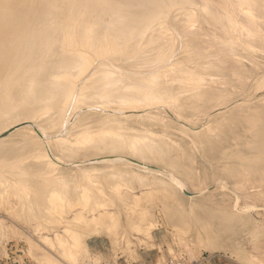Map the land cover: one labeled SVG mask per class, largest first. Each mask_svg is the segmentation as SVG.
Returning <instances> with one entry per match:
<instances>
[{
  "label": "bare ground",
  "instance_id": "obj_1",
  "mask_svg": "<svg viewBox=\"0 0 264 264\" xmlns=\"http://www.w3.org/2000/svg\"><path fill=\"white\" fill-rule=\"evenodd\" d=\"M256 52L264 53V0H0V196L10 202L13 222L0 216V243L7 230L22 232L15 223L31 224L39 238L26 240L31 252L43 251L40 261L79 264L91 251L88 238L106 234L117 245L126 236L119 233L122 209L136 238L154 237L162 225L151 208L157 201L175 203L163 207L165 223L187 232L207 195H199L204 187L190 189L196 167L184 161L196 150L188 144L211 150L206 145L218 140L213 135L226 119L242 123V111H234L240 104L225 99L236 90L231 80L251 70L243 57ZM251 103L244 112L258 109ZM226 107L230 113L218 110ZM214 109L222 117L207 131L187 126L199 111L207 122ZM256 113L250 123L259 124L250 133L257 138L245 141L264 151L263 104ZM172 129L182 136H171ZM23 211H30L26 219ZM172 216L177 221L170 223ZM208 221L198 224L204 233L196 243L214 249L218 237ZM247 258L246 264H264L258 255Z\"/></svg>",
  "mask_w": 264,
  "mask_h": 264
},
{
  "label": "rangeland",
  "instance_id": "obj_2",
  "mask_svg": "<svg viewBox=\"0 0 264 264\" xmlns=\"http://www.w3.org/2000/svg\"><path fill=\"white\" fill-rule=\"evenodd\" d=\"M235 48H237V47H234V49ZM255 60H256V62H255ZM243 61L246 63V65H247L246 67H248L247 69L249 70L251 68V70L249 72H247V76L245 75L246 73L243 74L242 76L241 75L240 76L248 82H246L240 76H238L240 78H237L234 81L231 80V82H233L234 84L230 83L232 85V86H229L230 90L231 89H233V90L239 89V90H237L238 91L237 94H236V92H237L236 90L234 93H230V95L227 96L229 98H227L225 100H227V102L233 103L232 106L236 105L235 101H236V103L240 104L239 107H238V105L236 106L238 108H234L235 109L234 111L237 110V113L239 112L238 114H241V111H242L241 115L244 117L241 118L240 122H242V123L246 122V123L245 124L243 123V125H242V123L239 124V122H237L236 123L237 125L234 123V125H235L234 126L233 123H229V121L226 119V121H224L221 124L220 128H218L217 131L213 135V138L218 139V140H215L213 143H211V144L208 143L206 145L208 148H211V150H208V151L205 150L204 145H202L203 147L200 145V147L195 149V148L190 147V145L192 143L188 144L190 149L196 150V151L189 150V152L191 153V156H193V157L190 158L192 160H190L189 158H187V159L190 160V162L193 161L192 164L190 162H188L187 159H186L187 161L186 160L184 161L185 164L187 162L188 165L190 164V165H193V167H196V168H194L195 169L194 177L190 181V184H191V185H189V186H191L190 189L195 190L198 187H204L205 188L204 192L202 194L199 193V195H203L204 193H206L207 195H205L206 198L202 199L203 201L201 200L202 202H204L203 206H199L198 210L196 212L190 214V217H191V221H190L191 223L190 224L191 225L189 224L190 227L188 226L187 232H184V234L183 233H177L171 225L165 223V217H164L165 214L163 215V213H164L163 207H165V208H171L172 207L173 208V206L175 205V203L173 201L172 202L166 201V203H165L166 205L164 204L163 207H162L160 201H157L151 205V208L153 206L152 209L155 213V215H154L155 219H157V221L159 223L161 222L162 225H160V227L158 229L153 231L154 237H152L150 239H146V241H144V242L140 241L138 238H136L137 236H139L138 234H134L132 232V230L130 231V229H128L127 222H126V220H127L126 211H124L122 209L123 211L121 210V212L119 213L121 220H122V226H120V228H119V233H121V235H122L123 232H125L126 236L119 237L117 245L115 243H113L112 238L109 235L107 236L106 234H100L98 236H93V237L88 238V244H90L91 251L89 253H82L79 256V259H78L79 264H132V263L133 264H155L157 262H163L169 256H171L175 253H179V252L186 253V254L189 253L195 257L200 256V255L210 256V254H213V255H211L212 257H210V264H246L247 263L246 260H248L247 257H249L252 254H255V255L260 256L261 258H264V154H263L264 151L261 150L262 153L258 149L256 151L254 148H251L252 145H249L252 141L251 142H250V140H248V142L245 141L249 137H250L249 139H251V140H256L257 137H254V134L252 136V134H251L252 132L250 133V131H253V133H254L255 129L250 127V125L251 126L255 125L257 127V124H259V122L258 123L256 122L252 125L251 123H253V122H251V121H252V119H255L253 117L257 116L256 110H259V108H261L262 104L264 106V103H263L264 102V100H263L264 99L263 98L264 97V94H263L264 93V83L261 84L260 82H258L260 80V78L262 76H264V53L256 52L251 56V59L248 58L247 56H245V57H243ZM257 62H258V64L255 65V63H257ZM260 63H262L261 66H263V67H259ZM253 65H255V66H253ZM232 67H230V68H232ZM260 68H261V70H259ZM254 69H256V70L254 71ZM257 69L259 71H257ZM252 71H253V73L250 74V72H252ZM254 72L256 74H254ZM228 73L229 74L231 73L230 74L231 76L228 74H227V76L229 78L231 77V79H232L233 78L232 72L229 71ZM248 73H249V75H248ZM259 73H260V75H259ZM256 75H258V76H256ZM216 78H217V80H216L217 84L220 83L222 76L219 74V76L218 77L216 76ZM218 78H221V79H218ZM263 80L264 79L262 78V80H260V81L263 82ZM214 81H211V83H216ZM237 82H239L240 85L237 84ZM245 83H247V84H245ZM259 83L261 84V86L263 85L262 86L263 88H261ZM241 84L243 86L248 85L244 91H241V89L244 88V87L241 88L242 87ZM236 85H238V86H236ZM258 86H260V87H258ZM231 87H233V88H231ZM236 87H239V88H236ZM247 88L248 89L250 88L249 91L247 90ZM257 88L261 89V90H258ZM250 91H251L252 95L251 94L248 95ZM231 96H232V98H231ZM234 97H236L237 99ZM253 97H254V99H253ZM244 98L246 99V101L244 100ZM248 98L250 99V101L252 103L249 101ZM258 98H259V100H258ZM255 99L257 102L254 101ZM240 100H242V101H240ZM247 100H248V102H247ZM259 101L262 103H260ZM253 102H254V104H253ZM249 103H251V105H250L251 107L253 106L252 109L253 108H258V109H256V110L253 109L254 112L253 111L251 112L250 111L251 108L247 107V112H244L243 111L245 108L244 105L249 106L248 105ZM256 103L258 105L257 107H255ZM258 103H260L261 105L259 106ZM217 107H219V106H217ZM217 107H215V108H217ZM226 108L228 109V107H226ZM226 108L218 109V110H220V112L223 111V113H225L226 111H228L230 113V110L229 109L227 110ZM240 108L241 109L243 108V109L241 110ZM238 109H240V111ZM214 110H212V113L213 114L215 113L213 116H215L216 119L213 118V116H211L209 118L210 120L207 121V122H209L208 124L205 120V119H207V114L206 113L204 114V111H202V112L199 111V113H197L199 116L195 115L194 116L195 121L193 120L192 122L187 123V126L195 125V126H191V127L192 128L195 127L196 129H202L201 132L203 133L204 130L209 129L211 126H213L212 124L216 123L217 120L218 119L220 120L222 117V116L220 117L221 113H219V111L217 109L215 111ZM245 110H246V108H245ZM186 112H185V114L188 115L192 111H190V113H186ZM250 112L253 113V115ZM243 113H244V115H243ZM164 114H166V112ZM192 114L193 113H191L190 115H192ZM247 114H249V116ZM263 114H262L263 117L262 116H259V117L264 118ZM190 115H188V116H190ZM196 118H198L197 120L199 122H201V120L204 121V122L202 121L203 123L201 122L202 126L205 125L204 127H208V126L209 127L208 128H204V127L202 128L200 123L198 121L196 122ZM200 118H204V119H200ZM257 118H258V116H257ZM169 119L171 120V118H169ZM250 119H251V121H250ZM245 120H247V121H245ZM214 121H216V122H214ZM25 124H28V123H23V125H25ZM231 124H232V126H231ZM20 126H18V127H20ZM248 126H249V128H248ZM255 126H254V128H255ZM18 127H16V128H18ZM226 127H228V129ZM245 127L248 128L249 130H247ZM16 128H12V130L8 131L7 133L13 132ZM229 128L231 129L230 131H228ZM241 128H242V130H241ZM240 130H241V132H240ZM171 131L172 132L175 131V132H173L174 135L172 133H171L172 135L170 134L171 136H174L176 138H179V136H182V134L179 132V130L176 131V129H172ZM223 132L228 135L227 136L225 134L227 137H229V138L225 137L227 141L224 140V138L221 139V137L225 136ZM176 133H178V134H176ZM235 134H239V135L243 134L242 135L243 137L241 136V138H238L239 137V135H238L237 136L238 139H236ZM221 135H224V136H221ZM244 135H246V137ZM253 138H255V139H253ZM188 139L190 140L191 138L187 137V141H189ZM225 141H226V144L229 141L228 145L230 147L234 146L236 148H234V147L230 148V147H227V145L224 146ZM190 142H191V140H190ZM185 143H184V146H186ZM237 143H238V145H237ZM247 144L249 145V147L247 146ZM219 145L221 148L219 147ZM243 145H246V146L244 147ZM222 146L224 147V149H225V147H227V148L225 150H223ZM237 146H239V148H238L239 150L237 149ZM242 147H244V148L247 147V152L245 151L246 149H244ZM253 147H254V143H253ZM217 148L218 149L220 148L219 152L215 151V150H217ZM248 148H249V150H248ZM203 149L205 150L204 152H203ZM235 149L239 152H243V154L240 155V158L243 160H241L235 156V154H237V151ZM221 150H223L222 153H221ZM23 151H25V150H23ZM187 151L188 150H186V152ZM196 152H197V155H195ZM228 153L232 156V158H230V155H227ZM259 153H261V155ZM221 154H223V155H221ZM203 155H204V157H203ZM224 155H225L226 159L224 158ZM246 155H248V156H246ZM194 156H197L196 158L198 160L193 159V158H195ZM208 157L211 158V160ZM212 159H214L215 161H213ZM207 160H210V161L207 162ZM226 160H228V161L226 162ZM210 162L211 163L214 162L213 163L214 165L211 164ZM232 163L234 165V168H231L227 171L225 166H231ZM156 164H158L160 166L164 165V163L162 161H160ZM209 165H210V167H209ZM242 165H244V166H242ZM243 167L245 169H243ZM248 167H250L251 169H249ZM246 168H248L250 171L247 170ZM194 169H193V171H194ZM208 169H209V171H208ZM206 172L208 174H206ZM235 172L238 174L234 175V174H236ZM214 174L216 176H214ZM218 180H220V181H218ZM223 185H225V187H223ZM210 193H213V194L211 195ZM239 194H240V196H239ZM237 195L240 197V199L236 205ZM2 198L3 197L0 196V216L4 219V221H7L8 224H11L13 222H12L10 214H9L10 212H8V210L5 208V205L9 204L10 202L9 203H7V202L3 203ZM222 198H223V200H222ZM186 200H188V199H186ZM186 200L184 202V205L187 204L185 206H189L191 204V202H190V200H188V201H186ZM9 201L13 202L15 200H9ZM216 203H218V205ZM248 205L250 206V208H248ZM118 206H120V204ZM252 206H254V208ZM15 208H14V210H15ZM161 208H162V210H161ZM242 209H244V210H242ZM218 211H219V213H218ZM29 212L30 211H23L22 214H24V218H22V219H26L29 216ZM172 218L167 217L168 222H169V220H170V223L172 220H173L172 222L177 221V219H175L176 217L172 216ZM230 220H232L231 221V222H233L232 224H231ZM234 220H236V221H234ZM205 221H208L210 223V225L212 226V230L214 231V233L218 237L217 242H216V247L214 249L211 247H206L202 244L196 243V240L198 239L199 235L200 234L203 235V233H204V230H202L203 228L199 227L198 224L201 222H205ZM225 222H227V223H225ZM15 224H18V226L20 227L22 232H15V231L7 230V236H6V240L4 241V244L2 245L0 243V264H44L37 257V255H41V253L43 252L42 250H34L33 252H31L29 250L30 246H29L28 241L26 240V235L27 234H28V236L32 235L36 240H38V238H39L37 235H35L33 233V228L32 227L30 228L31 224L26 225V224L21 223V222L15 223ZM23 230H24V232H23ZM125 230H127V231H125ZM134 236H135V238H134ZM141 236L143 237V235H141ZM128 239L132 240V242H128L127 241ZM127 242H128V244H126ZM51 253L53 256L55 255L56 258H59V260L62 261V259L60 258L61 254H60L59 250H52ZM62 262H64L65 264H73L71 261L64 260V259Z\"/></svg>",
  "mask_w": 264,
  "mask_h": 264
},
{
  "label": "built area",
  "instance_id": "obj_3",
  "mask_svg": "<svg viewBox=\"0 0 264 264\" xmlns=\"http://www.w3.org/2000/svg\"><path fill=\"white\" fill-rule=\"evenodd\" d=\"M210 256H191V254L186 253H175L168 258H166L163 262H157L155 264H210ZM133 264V263H132Z\"/></svg>",
  "mask_w": 264,
  "mask_h": 264
},
{
  "label": "crops",
  "instance_id": "obj_4",
  "mask_svg": "<svg viewBox=\"0 0 264 264\" xmlns=\"http://www.w3.org/2000/svg\"><path fill=\"white\" fill-rule=\"evenodd\" d=\"M89 246H90V244H89Z\"/></svg>",
  "mask_w": 264,
  "mask_h": 264
}]
</instances>
